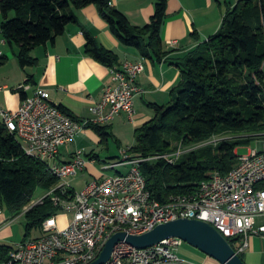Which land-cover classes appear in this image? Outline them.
Returning a JSON list of instances; mask_svg holds the SVG:
<instances>
[{
    "label": "trees",
    "instance_id": "trees-1",
    "mask_svg": "<svg viewBox=\"0 0 264 264\" xmlns=\"http://www.w3.org/2000/svg\"><path fill=\"white\" fill-rule=\"evenodd\" d=\"M91 4L121 44L152 59L161 60L167 54L161 38L167 0L155 1L154 12L144 26L132 25L110 0H0V32L10 46L17 48L20 66H31L37 61L31 51L54 42L69 23L76 22V10ZM81 28L87 55L108 67L118 63L113 51ZM5 60L1 56L0 64ZM263 65L264 0H238L226 8L219 30L177 62L180 79L171 90V100L166 104L149 103L153 116L134 129L135 142L127 151L136 158L172 152L177 144L192 147L175 163L163 159L140 162L146 187L154 198L165 202L170 194L188 195L215 171L226 174L237 163L236 149L240 146L261 139L264 154ZM21 96L24 98L25 93ZM86 129L93 130L101 142L113 137L108 125L88 122ZM227 134L235 137H224ZM214 137L221 139L211 142ZM57 183L58 178L44 163L26 155L0 121V203L20 212L32 202L38 188L48 192ZM257 187L264 188V181ZM59 211L48 195L32 205L24 212L25 236ZM11 249L0 245V262L8 260Z\"/></svg>",
    "mask_w": 264,
    "mask_h": 264
},
{
    "label": "built area",
    "instance_id": "built-area-1",
    "mask_svg": "<svg viewBox=\"0 0 264 264\" xmlns=\"http://www.w3.org/2000/svg\"><path fill=\"white\" fill-rule=\"evenodd\" d=\"M143 70L142 61H124L109 66L111 84L104 87L100 100L90 106L93 114L90 120L73 119L64 113L43 87L25 94L15 110H8L0 103V121L17 138L24 153L59 169L56 192H46L36 203L48 195L59 207L58 213H72L65 226L59 225L58 213L47 217L41 225L42 235L15 244L8 260L0 264H82L76 262V255L88 254L94 236L109 217L146 219L148 227H142L143 233L161 223L204 214L232 246L238 240V246L234 248L238 254L247 248L251 235L264 237V188L257 187L264 181V154L256 148L238 155L237 163L226 174L215 171L199 182L192 202L149 200L150 191L140 170V162L145 159L177 162L185 152L182 145L172 152L150 158L133 157L128 148H123L121 159L112 163L114 166L130 165L127 173L106 175L79 191L73 189L69 178L84 170L85 152L78 148L69 161L58 162L60 147L71 143L72 138L86 129L88 122L106 125L120 112L132 118L135 98L141 92L137 77ZM3 88L0 85V91ZM18 89L26 93L31 86L24 82ZM220 139L214 137L211 142ZM182 244L178 237L146 248H120L116 244L115 255H111L105 264H194L177 254Z\"/></svg>",
    "mask_w": 264,
    "mask_h": 264
},
{
    "label": "crops",
    "instance_id": "crops-1",
    "mask_svg": "<svg viewBox=\"0 0 264 264\" xmlns=\"http://www.w3.org/2000/svg\"><path fill=\"white\" fill-rule=\"evenodd\" d=\"M155 1L110 0V4L121 11L132 25L144 26L154 12ZM237 1L167 0L166 18L161 29L163 49L167 54L161 60L144 57L138 49L121 44L110 32L106 21L93 4L76 10V22L69 23L63 34L54 42L34 48L31 56L37 61L31 66L24 68L20 66L16 57L17 48L10 46L0 32V50L2 56L6 57V60L0 64V85L4 87L0 91V103L8 110L17 109L23 92L18 87L27 82L31 89L25 94H30L36 87H43L48 90L53 103L67 110L77 120L92 119L90 106L100 100L104 87L111 84V78L107 65L85 53L86 39L81 28L83 26L92 33L98 44L118 56L117 64L124 61L144 63V70L137 77L141 92L135 98L133 117L130 118L125 112H120L106 124L108 131L113 135L109 138H113L118 149H123L125 145L123 139L129 129L134 132L137 126L153 116L149 103L166 104L171 100V90L180 79L177 62L195 52L200 44L219 30L226 8L233 6ZM1 21L0 15V24ZM82 132L96 144L104 143L93 130L85 129ZM76 140L60 147L57 160L69 161L76 149H84V156L87 159L84 170L77 176L69 178L73 189L79 191L88 183L106 176L107 171L111 169H102L104 159L97 149L87 150L85 142ZM255 142V148L262 151L263 141L259 139ZM106 150L109 151L108 144ZM10 212L14 211L10 210ZM22 212L18 216L11 217L0 209V245L14 247L24 239L42 235V230L39 228L37 236H25L24 233L20 239L17 238L16 234L19 230L12 219L22 214L24 216ZM66 217L67 215L62 212L57 214L58 223L63 225ZM240 254L246 264H264V237L251 235L247 248ZM204 261L209 264H219L208 257H205Z\"/></svg>",
    "mask_w": 264,
    "mask_h": 264
},
{
    "label": "water",
    "instance_id": "water-1",
    "mask_svg": "<svg viewBox=\"0 0 264 264\" xmlns=\"http://www.w3.org/2000/svg\"><path fill=\"white\" fill-rule=\"evenodd\" d=\"M170 237L182 239L220 264H246L230 241L215 227L208 222L189 218H178L161 223L139 234L116 232L106 241L98 257L89 264H105L119 242H125L137 248H146Z\"/></svg>",
    "mask_w": 264,
    "mask_h": 264
},
{
    "label": "rangeland",
    "instance_id": "rangeland-1",
    "mask_svg": "<svg viewBox=\"0 0 264 264\" xmlns=\"http://www.w3.org/2000/svg\"><path fill=\"white\" fill-rule=\"evenodd\" d=\"M224 137L232 138L235 136H233V134H227ZM76 139L80 142L81 141L85 142V145L87 146L86 147L87 150L92 149V148H95V150L97 149V151L100 153L101 158L104 159V161H102V164L119 161L122 157L121 149H118L113 138H108L107 143H106V141H103L104 143L99 145V144H96L95 142H93V140L87 134H85L84 132H81L75 137V140ZM123 142L125 144L124 149L128 148V146L130 147L135 142L133 130L129 129L126 137L123 139ZM107 144L109 147V151L106 150ZM176 144L177 143H175V142L173 143V145H176ZM255 146H256V142L251 143L249 145L240 146L236 149L237 155L247 154L251 149L255 148ZM178 147H179V144H177V148ZM191 148L192 147L185 148V151H188ZM130 167H131L130 165H119V166H117L111 170H108L107 175H113V174H118V173H127L130 170ZM44 194H45V191L38 188L34 194L32 202H30V204H28L27 206L29 207V205L36 203L41 197L44 196ZM0 209H2L7 215H9L11 217L16 216V215L18 216L22 212V211H20V212H12L11 213L10 210H12V209H10L4 203H0ZM64 214L67 215L66 221L64 222L63 225L59 224L60 226H65L69 222V220L72 218V213H64ZM58 219H59V217H58ZM12 222H14L17 225L19 233L16 234V236L18 239H20L23 236V234L25 233V217L22 214L21 216L17 217L16 219H12ZM38 234H39V229H33L29 233V236H37ZM181 243H183V244L179 247V249L177 251V254L181 258H184L185 260H188L194 264H209L207 262L205 263V261H204L205 257H208L209 259H213L212 257L206 255L205 253H203L199 249L188 244L187 242H184L183 240H181ZM238 243H239L238 240L233 242V247L234 248L237 247ZM213 260H215V259H213ZM217 263H219V262H217Z\"/></svg>",
    "mask_w": 264,
    "mask_h": 264
},
{
    "label": "bare ground",
    "instance_id": "bare-ground-1",
    "mask_svg": "<svg viewBox=\"0 0 264 264\" xmlns=\"http://www.w3.org/2000/svg\"><path fill=\"white\" fill-rule=\"evenodd\" d=\"M83 131V130H82ZM75 138H72V141H74ZM117 166H114V163H106L104 165V169H113ZM46 168L49 173L54 175L55 177L60 180V172L57 167H53L52 165H46ZM116 175H124V173H118ZM56 192V186L52 187L51 190H49L47 193H54ZM168 201H181V202H192L193 201V193L188 195H171L167 197ZM149 200H157L152 196V194L149 192ZM29 208H24V213ZM192 219H198L205 222H208L210 224V219L206 218L204 214H192ZM116 227H118L119 231H126L128 233H135L139 234L142 233V227H148V220L146 219H123L122 217H109L106 220V225L102 227L99 232L97 233V236H94L93 239V245L91 247V250L88 252L87 255H76V262H81L82 264H89L94 259L98 257L101 250L103 249L106 241L109 239L111 235L116 233ZM182 240V239H181ZM117 246L120 248H132V245L125 243V242H119L117 243ZM153 247V246H150ZM111 255H115V247Z\"/></svg>",
    "mask_w": 264,
    "mask_h": 264
}]
</instances>
